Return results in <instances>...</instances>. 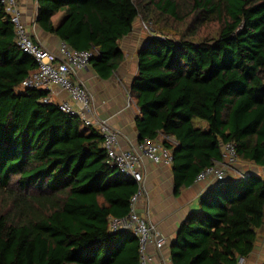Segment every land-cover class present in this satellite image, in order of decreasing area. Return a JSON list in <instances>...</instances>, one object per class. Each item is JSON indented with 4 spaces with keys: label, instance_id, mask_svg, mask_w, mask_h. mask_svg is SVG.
Listing matches in <instances>:
<instances>
[{
    "label": "trees",
    "instance_id": "16d2710c",
    "mask_svg": "<svg viewBox=\"0 0 264 264\" xmlns=\"http://www.w3.org/2000/svg\"><path fill=\"white\" fill-rule=\"evenodd\" d=\"M38 2L39 25L75 49L94 50L103 77L123 60L119 41L139 17L162 34L138 51L131 92L140 139L161 132L175 139L163 144L173 152L177 186L222 160L226 142L264 168V0ZM15 35L0 0V264H139L138 239L125 244L132 232L109 225L129 213L138 183L109 162L98 129L43 102L45 90H20L37 62ZM263 225L264 176L231 175L185 219L171 258L237 264Z\"/></svg>",
    "mask_w": 264,
    "mask_h": 264
},
{
    "label": "crops",
    "instance_id": "0c3cea01",
    "mask_svg": "<svg viewBox=\"0 0 264 264\" xmlns=\"http://www.w3.org/2000/svg\"><path fill=\"white\" fill-rule=\"evenodd\" d=\"M19 1L24 13L23 19L35 41L51 51H58L61 38L47 32L37 22L38 0ZM62 16L63 12L54 15L52 17L54 23L57 24ZM136 21L133 30L119 41L124 58L111 76H101L97 72L94 62H91L79 72L78 76H75L76 80L83 81L90 90L96 116L108 120L112 126L119 130L120 143L125 149H136L141 141L136 126L137 118L141 113L137 100L132 95L131 85L138 73V51L148 39L143 38L141 34L143 31ZM51 98L57 104L70 99L67 92L59 90V88L51 92ZM157 139L162 142L166 139L175 144L173 136H166L162 132ZM223 144L221 145L223 146ZM142 167L146 195L138 204V209L149 222L157 226L166 241L161 250L157 249L154 244L149 246L152 264H174L171 258V249L181 225L191 212H200L201 197L209 189L217 186L219 182L213 177L199 181L195 178L190 185L179 187L176 183L173 162L158 164L144 157ZM257 168L260 167L257 166ZM133 238L136 239L135 235L128 233L127 239L122 241L126 244ZM246 264H264V225L257 231L256 243L247 256Z\"/></svg>",
    "mask_w": 264,
    "mask_h": 264
},
{
    "label": "built area",
    "instance_id": "2783aa9c",
    "mask_svg": "<svg viewBox=\"0 0 264 264\" xmlns=\"http://www.w3.org/2000/svg\"><path fill=\"white\" fill-rule=\"evenodd\" d=\"M9 20L15 29L17 45L23 52L30 55L37 62V69L22 81L20 88H34L48 92L43 102H53L51 92L56 88L67 92L69 100L61 101V110L80 116L83 125L94 127L103 136L104 147L107 150L109 162L116 165L127 177H132L138 183V190L132 196L130 211L122 217H111L109 220L111 231L132 232L139 242V264H152L149 246L154 244L161 250L166 241L157 226L148 221L138 209V204L146 194L145 176L142 160L144 157L155 163L171 164L173 152L158 139L144 138L136 149L123 148L120 143V132L108 120L96 116V109L92 94L85 83L76 80L79 72L85 69L95 58L94 50H79L65 41L60 42L58 51H51L35 41L23 19V9L19 0H2ZM145 23V22H144ZM145 28L152 29L145 24ZM239 160L236 145L226 142L222 146V160L203 169L196 180H206L213 177L217 181H224L231 174L236 175L235 165ZM234 166V167H233ZM233 168L234 174L227 171ZM247 258L240 257L237 264H246Z\"/></svg>",
    "mask_w": 264,
    "mask_h": 264
},
{
    "label": "rangeland",
    "instance_id": "374dc122",
    "mask_svg": "<svg viewBox=\"0 0 264 264\" xmlns=\"http://www.w3.org/2000/svg\"><path fill=\"white\" fill-rule=\"evenodd\" d=\"M136 24L139 26L140 25V28H141V30L143 31V33H141L142 34V36H143V38H145V39H149L150 38V36H153V37H159V36H162V34H160V33H158V34H156V33H152L151 34V32H150V30L149 29H147V28H145V24L146 23H144V21H143V19L141 18V17H139L138 19H137V21H136ZM147 26H148V24H146ZM150 26V25H149ZM187 25L186 24H182L181 25V29L184 31V29H185V27H186ZM215 28H217V27H215V25H213V33L215 32ZM205 29L206 30H210L211 28H210V24L208 25H206L205 26ZM207 33H209V32H207ZM59 46H60V44H59ZM22 88H20V90H21ZM234 167V166H233ZM235 168L237 169V171H236V175H241V174H248V173H255V174H258V175H262V176H264V169H261V168H257V166H255V165H253V163H250V162H246V161H243V160H241V159H239L238 160V162H237V164L235 165ZM227 171L228 172H230V173H232V174H234V171H233V168H230V167H228L227 168ZM229 175H231V174H229ZM145 181V180H144ZM144 195H146L145 193H144ZM141 202H139V204H140Z\"/></svg>",
    "mask_w": 264,
    "mask_h": 264
},
{
    "label": "water",
    "instance_id": "95a60500",
    "mask_svg": "<svg viewBox=\"0 0 264 264\" xmlns=\"http://www.w3.org/2000/svg\"><path fill=\"white\" fill-rule=\"evenodd\" d=\"M93 59H95V58H93ZM93 59H92V60H93ZM225 180H227V179H225ZM218 182H219L218 184H220V183L223 182V181H218Z\"/></svg>",
    "mask_w": 264,
    "mask_h": 264
}]
</instances>
